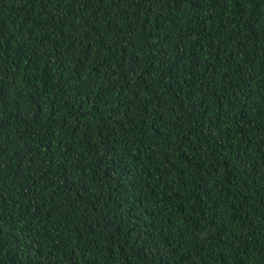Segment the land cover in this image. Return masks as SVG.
Returning a JSON list of instances; mask_svg holds the SVG:
<instances>
[{
    "label": "trees",
    "instance_id": "trees-1",
    "mask_svg": "<svg viewBox=\"0 0 264 264\" xmlns=\"http://www.w3.org/2000/svg\"><path fill=\"white\" fill-rule=\"evenodd\" d=\"M0 264H264V0H0Z\"/></svg>",
    "mask_w": 264,
    "mask_h": 264
}]
</instances>
